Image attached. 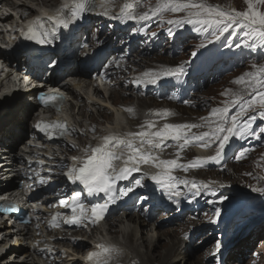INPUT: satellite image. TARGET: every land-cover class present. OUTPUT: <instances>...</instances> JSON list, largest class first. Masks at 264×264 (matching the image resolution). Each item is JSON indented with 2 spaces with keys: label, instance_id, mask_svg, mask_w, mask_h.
I'll list each match as a JSON object with an SVG mask.
<instances>
[{
  "label": "snow or ice",
  "instance_id": "6c2138e0",
  "mask_svg": "<svg viewBox=\"0 0 264 264\" xmlns=\"http://www.w3.org/2000/svg\"><path fill=\"white\" fill-rule=\"evenodd\" d=\"M142 0H129L122 7L120 15H127L129 19H147L148 13L143 15H134V9L141 3ZM247 10H223L218 6L206 4L200 0H157L153 14L163 16L167 12H186V16L169 19L170 25L178 27L184 24L199 25L195 30L197 32H209L214 39H219L223 33L230 29H235L243 32L242 44H236V47H248L253 51L264 49V11L259 10L257 5H264V0H245ZM100 6L96 0H72L71 5H64L55 15L47 17L51 21L49 26L45 20L37 19L30 25L25 32L21 33L27 39H35L37 43L49 44L56 38V34L61 29H69L78 20L82 19L86 13L94 12ZM107 15V11L101 13ZM27 15V13H25ZM171 32V29H169ZM175 35V33H172ZM236 35V31H233ZM155 35V33H153ZM51 37V39H49ZM212 43V40H208ZM200 48H204L205 44L201 43ZM231 47V45H229ZM184 68L182 65L170 68L164 72L165 76L179 77L183 75ZM147 75V74H145ZM160 77L157 75L149 82L157 83ZM136 83H142L143 80H137ZM233 83L243 85V89L234 92L233 98L226 100L221 108H213L211 114L215 120L209 121V131L200 134H191V129L201 127L197 124H169L165 123L162 128L152 131L156 126L154 122L147 121L146 129L139 132H129L125 136L107 135L103 137V143L91 149V155L86 160H80L79 165L71 166L66 176L71 183H79L83 186V190L89 195H99L103 193L107 196L105 203L93 204L90 207L85 205L81 200L76 199L80 193H75L74 197L69 199H61L60 205L70 209L72 215L63 218L66 224H75L86 226L87 223L97 224L104 218V214L109 206V203H114L117 196L126 197L134 192L136 188L143 187L146 179H151L162 191L168 192L170 195L179 197L182 195L179 186L183 185L188 189L192 200H195L202 191L211 190L217 185L215 182L203 183L195 180H182L173 175V170L177 167H183L187 170L189 167H200L202 164L198 158L190 164L180 165L176 159L163 160L153 154V149H161L167 141H175L178 149H184L190 143L195 142L204 147L215 146V155L208 157V161L220 160L224 153L228 142L232 137L244 138L247 135L255 136L260 139L264 136V127H261L258 132L253 131L252 124L257 119L255 114L249 113L258 112L259 118L264 119V66H260L256 72H246L236 78ZM225 95L227 93H224ZM39 99L45 106H55L59 110V105L62 103L63 97L58 94H41ZM239 105V110L234 115H229L230 108ZM127 111L132 112L131 108ZM167 114V112H165ZM248 119H243L245 116ZM214 125V126H213ZM35 128L46 136L59 135L64 136L69 129L63 121H38ZM94 130V129H93ZM147 145V148L145 147ZM123 147L126 152H118L116 149ZM247 153V150L241 151L235 159L241 160ZM123 167H120L122 158ZM179 154V152H178ZM76 159V158H73ZM153 164L160 171L156 174H150L144 171L141 165ZM140 172V178H136L131 186L117 190V181L128 179L133 173ZM250 174V173H249ZM37 176L39 173L36 174ZM40 183L45 180L40 178ZM220 184L218 187H224ZM252 191L264 195V187H252ZM215 195V191L212 192ZM139 198V197H138ZM226 198H221V200ZM14 206L0 208V214L4 212L15 211ZM221 215L219 207L214 209V215L209 217L211 223H217ZM61 217L60 213L52 216L49 222L50 227H59ZM99 251L92 252L88 255L89 261L95 259L97 264H108V261L102 259L105 256H111L117 250L114 247L98 244L96 246ZM222 245L217 241L216 251L212 253L213 258L220 252ZM51 251V248H48Z\"/></svg>",
  "mask_w": 264,
  "mask_h": 264
},
{
  "label": "bare ground",
  "instance_id": "6f19581e",
  "mask_svg": "<svg viewBox=\"0 0 264 264\" xmlns=\"http://www.w3.org/2000/svg\"><path fill=\"white\" fill-rule=\"evenodd\" d=\"M46 3L47 0H19L20 6L18 8L21 9L23 13H27V15L32 14V11L35 13V10L33 9V4L36 6L41 7V11L44 10L45 6L42 5L41 3ZM49 4H46L49 7H52L53 11L60 10L64 5H71L72 0H48ZM125 1V0H121ZM122 2V3H123ZM98 4L100 6H103L104 12L107 11V15H102L101 12L96 20L97 24L96 27L98 29H92L91 32L94 33L97 37L103 38L104 35V30L108 29L111 27L113 24L114 20V11L118 14L120 6H122L121 2L115 0L113 3H109L107 5L105 1H98ZM52 5V6H50ZM94 13V12H92ZM92 13H87L88 16H94ZM168 13V12H167ZM152 16H157V15H152ZM15 20L16 18L13 17ZM89 23H91L93 18L88 19ZM90 25V24H87ZM107 36L110 37V34H107ZM167 44V48H170V45L167 41H161L160 44ZM12 44L15 46L17 43L12 41ZM96 46V44H95ZM91 52V51H89ZM240 58L234 59L231 61L229 68H226L225 70H220L216 71L215 73L219 76L218 78L214 79V91H222L226 92L227 89L231 88V84H233L232 78H238L240 73L238 71L241 69L243 65L247 62V58L245 55H240ZM19 60L24 62V58L21 57L20 55L17 57ZM242 62V63H240ZM161 63L162 62H156V65L153 67H149L148 71L151 72V77H156L157 74L155 73V69L161 70ZM240 63L238 66L235 68L231 67L232 65H237ZM161 67V68H160ZM67 72L69 74L66 75L68 77V81L72 80L74 78H81L80 74H77V72H72V68L68 69ZM4 73L2 71L0 72V119L1 116L5 114V112H9L8 119L14 120L13 123L16 124L15 126H18L16 129L15 127L10 128L7 130L6 127L0 128V143L5 145V147L9 148L10 152L8 156H5L4 154L2 155L0 153V181L2 179H7L9 181H15L18 179V171L20 169V165L25 167V164L23 161L20 162L21 156L19 155V151H15L19 142L23 139L24 136L28 135L30 133L31 126H29V120L32 118V108L34 105L38 104L37 99L34 98V95L32 92H28L27 87L25 86L24 83H21L20 80L24 77L23 72H21L19 69L15 68H10L8 69V73L6 77H3ZM64 77V78H66ZM60 79V77H53L51 79L52 85L55 83L57 80ZM65 80V79H64ZM160 80V79H159ZM68 81L65 80L62 84V88L65 89L69 96V98L72 97V100L74 101L75 105L74 107L76 108L77 105L82 104L83 107L85 108L87 105L86 102L90 103L91 108L97 110V107H111L109 99L112 98H106L104 93L101 91L100 88L98 87H93L92 82L88 80H80L78 82H75L72 85L68 84ZM88 81V82H87ZM223 82V85L217 86L220 83ZM159 82V81H158ZM226 88L225 90H217V88ZM93 89V93H86L84 89ZM211 89V88H210ZM38 91L35 93L37 94ZM35 94V95H36ZM114 96L118 97L119 94L114 92ZM24 95V96H23ZM28 95V96H27ZM102 96H105V99L102 98ZM114 97L116 102L118 101V98ZM227 97V94H222L221 99H215L217 103V108H221L224 106V102L226 100H229V98H224ZM149 103L146 102H141L140 105H145V107L149 106ZM80 106V105H79ZM40 108V107H38ZM131 108L133 111H136L137 108L135 105L130 104L129 106L125 107L122 111L123 114H127V109ZM74 109V108H73ZM117 111H120V109H116ZM210 112V111H209ZM237 112L236 110H232V107L230 108L229 115H233V113ZM100 114H103L100 111ZM211 114V112H210ZM18 115L21 117L18 118ZM92 115H96L95 113ZM212 115V114H211ZM6 116V115H5ZM102 116V115H100ZM75 121L77 120V116H74ZM114 114H112L109 119H113ZM97 117L93 118V120H96ZM4 121V119H3ZM83 124V123H82ZM214 126V125H213ZM256 139H253L252 141H247L246 144L249 145L251 148H257V147H252L250 144L255 143ZM1 148V146H0ZM78 148H72L70 150V153H75L78 152ZM1 152V150H0ZM15 152V154L13 153ZM29 155H31L33 150H28ZM259 155L256 158V160L252 163V168L255 170L259 171L260 173H252L253 176H251L253 179H249L250 174H244L238 181H241L243 183H235L233 186H231L229 189L234 191L236 190V194L239 198L237 201H247L249 198L252 200H262L259 196L262 195L260 193L252 191V187H264V171H261L262 168H264V158L262 157L263 152H264V145H262L258 149ZM232 162V161H230ZM250 168V167H249ZM10 182V183H11ZM11 186V185H10ZM8 186V187H10ZM247 195V196H245ZM264 198V195H262ZM21 199V198H20ZM19 198H15L18 202H20ZM21 205V203H20ZM23 205V204H22ZM243 213V211H242ZM251 215H248L250 217ZM1 217V216H0ZM12 217V218H11ZM3 217H1L2 219ZM257 217L253 218L256 219ZM0 219V220H1ZM7 224L9 221L8 227H1L0 226V247L2 249L0 250V264H39L38 260H31L29 261L28 259H25L27 255L30 256L32 255L33 252H35V249L37 247L30 248V246H22V234L23 230L29 229L28 227H23L22 232L21 230H16L18 227H22L23 224L20 222V220L13 219V216H8L6 218ZM257 224L259 223H264V220H259L257 221ZM148 222H144L140 220L138 217H130L127 219L121 218V219H115L114 221L110 222L109 229L112 230L113 234H117V237H120L122 235L123 240L121 242H117L118 244L114 245L115 249L117 250L115 253H113V256H118L119 254L122 256H125L129 258L131 256V259H134V257H138L139 259L142 260L140 264H149L150 262L152 264L160 263V264H187V262H192L190 261V256L187 255V245L181 240L180 243L175 240V238L178 236L176 234V230L172 229H167L163 228L162 231L159 230L158 228L152 227L150 230L149 235L151 236V241H152V248L151 250L147 248L146 240L148 239L149 235L144 236V233H146V227H147ZM256 224V225H257ZM5 229V230H4ZM256 231V227H254L251 232ZM34 231H29L28 234L34 235ZM102 232V231H101ZM25 233V231H24ZM17 238H16V236ZM104 236V234H102ZM15 237V239H14ZM169 238L167 243H162L163 238ZM37 240L40 238L39 236H35ZM249 239V238H247ZM80 245V244H79ZM250 246V245H249ZM262 246V245H261ZM9 247V249H7ZM77 251L78 247L76 246ZM264 247V246H263ZM13 249L15 251L11 252ZM6 250V251H5ZM5 251V252H4ZM243 251V250H242ZM69 252H73L72 250ZM243 254H245L243 252ZM18 256V257H17ZM230 256H235L231 257ZM24 258V259H22ZM83 257L81 255H76L72 253V256L70 257V261L73 263L79 262V259H82ZM237 259V255H228L227 259ZM193 264H203L202 261L198 258L193 260ZM208 260H206V263ZM234 264H239V262H234Z\"/></svg>",
  "mask_w": 264,
  "mask_h": 264
},
{
  "label": "rangeland",
  "instance_id": "374dc122",
  "mask_svg": "<svg viewBox=\"0 0 264 264\" xmlns=\"http://www.w3.org/2000/svg\"><path fill=\"white\" fill-rule=\"evenodd\" d=\"M237 1V4L235 5V6H233L232 8H226V9H223V10H232V9H235V10H237V8H244L245 10H247V5H246V2H245V0H236ZM168 13H170V12H168ZM176 17H171V18H169V19H175ZM169 19H167V20H169ZM243 55V54H242ZM259 55V54H258ZM263 58V56L262 57H252V58H247L248 60L247 61H251V60H260L261 62H263L264 63V60L262 59ZM246 66H247V62L245 63V65H243L242 67H241V69L240 70H244V71H247L248 72V68L246 69ZM260 66H258V64L256 63L255 64V66H254V68H252L253 70V72H256L257 71V69L259 68ZM239 70V71H240ZM238 71V73H240L241 74V72H239ZM233 84H231V86H232ZM84 113H85V110H84ZM8 114H9V112H5V114H4V116L2 115L1 116V119H0V121H2V122H5V120L9 117L8 116ZM6 115V116H5ZM78 116H81V115H78ZM85 117V114L84 115H82L81 117ZM19 117H21L20 115H18V118ZM95 117H99L98 115H92V116H87V120H89L90 118H95ZM3 119H4V121H3ZM12 121V119L10 120V119H8L6 122H8V123H10ZM29 122V124H31V120L30 121H28ZM16 124H12V125H10V126H7V130H9L10 128H12V127H15L16 129H18L17 127L18 126H15ZM250 189H252V188H250ZM228 194L230 193V192H232V190H230V189H228L227 191H226ZM229 200H235V201H237V200H239V198H238V196H237V194H233L232 196H230L229 197ZM222 202H226V203H228L229 201L228 200H225V201H223L222 200ZM241 216L243 215V213L242 212H240L239 213ZM236 223H246V219L245 218H242V219H238L237 221H236ZM257 224V222H256V219H251L250 221H249V223H248V225L249 226H253V225H256ZM153 226L151 225H149V223H147V227H146V233H144V236H146L147 237V235H149V233H150V230H151V228H152ZM159 230H161L162 231V229L163 228H159V226L157 227ZM170 229H172V230H176V229H173V228H170ZM253 228H250V229H248L246 232L248 233V232H251V230H252ZM177 231V230H176ZM246 233V234H247ZM177 234V236L179 237V234L178 233H176ZM246 234H244V235H242L241 236V238H240V241H239V243L237 244V246H236V248H238L239 246H240V248H241V252L239 251V250H237V253L235 254V255H237V259L239 260L240 259V255H241V253H245V254H247V249H249V248H251V246H249V244H248V242L250 241L249 239H247V238H245V236H246ZM122 235H120V237H121ZM151 236L149 235V237H148V239L146 240V246H147V248H148V250L150 249L151 250V244H152V241H151ZM14 239H15V237H14ZM168 240H169V238H166V237H164L163 238V240H162V243H167L168 242ZM175 240H177V237L175 238ZM187 246H188V244H186ZM242 246H245L244 248H242ZM264 246V242H263V244H262V248H264L263 247ZM1 250V249H0ZM196 250H197V246L196 245H194V246H192V251L191 252H187V255L188 256H190L191 258H190V261H192V262H187V264H193L194 263V261L193 260H195L196 258H198V259H200V260H203V258H204V256L202 257V256H194L195 254H196ZM243 250V251H242ZM13 251H15V249H13L11 252H13ZM244 254V255H245ZM18 257V256H17ZM0 260H2V259H0ZM140 261L142 262V260L140 259ZM153 263V262H152ZM202 263L203 264H210L209 263V261L207 262V263H204L203 261H202Z\"/></svg>",
  "mask_w": 264,
  "mask_h": 264
},
{
  "label": "clouds",
  "instance_id": "9594fccd",
  "mask_svg": "<svg viewBox=\"0 0 264 264\" xmlns=\"http://www.w3.org/2000/svg\"><path fill=\"white\" fill-rule=\"evenodd\" d=\"M241 63H242V62H241ZM239 64H240V63H239ZM261 65H262V64H261ZM263 65H264V64H263ZM246 69H247V66H246ZM239 72H241V74L239 75V77H240L242 74L246 73L247 71L241 70V71H239ZM262 157L264 158V152H263Z\"/></svg>",
  "mask_w": 264,
  "mask_h": 264
}]
</instances>
